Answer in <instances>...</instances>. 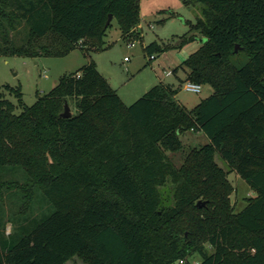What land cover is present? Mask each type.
Segmentation results:
<instances>
[{"label":"trees","instance_id":"trees-1","mask_svg":"<svg viewBox=\"0 0 264 264\" xmlns=\"http://www.w3.org/2000/svg\"><path fill=\"white\" fill-rule=\"evenodd\" d=\"M140 1L0 0V56L62 57L80 42L101 51L110 15L136 41ZM182 1L201 11L178 48L199 34L205 42L173 73L212 89L194 109L162 83L126 106L94 62L30 107L21 89L6 87L18 105L0 93V264H176L194 254L199 264H264V0ZM189 132L207 143L177 167L167 153ZM230 173L255 193L239 213ZM7 194L18 200L11 214Z\"/></svg>","mask_w":264,"mask_h":264},{"label":"rangeland","instance_id":"rangeland-1","mask_svg":"<svg viewBox=\"0 0 264 264\" xmlns=\"http://www.w3.org/2000/svg\"><path fill=\"white\" fill-rule=\"evenodd\" d=\"M200 11L199 5L189 7L182 0H141L140 24L132 32L139 38L136 41L129 42L124 39L118 21L112 20L105 37L106 45L101 51H94L89 45L79 43L76 49L62 57L33 59L0 56V93H3L7 100L18 105L15 95L7 91L6 87L21 89L22 103L30 107L35 104L38 96L48 94L63 76L78 72L86 64L94 62L126 106L132 105L150 88L162 83L177 89L178 103L192 110L201 100L212 94V89L203 86L199 94L186 91L183 86L187 80L185 72L179 69L173 74V71L202 44V36L199 34L197 40L178 48L185 36H191L190 27L196 23ZM133 42L134 45L131 46L130 43ZM154 42L161 46L172 45L174 49L160 55L156 54V60L150 61V56L144 49ZM243 57L245 55L241 54V58ZM164 72H170L171 75H164ZM44 75L47 77L45 78ZM181 139L184 144L183 149L175 154L167 153L177 167L183 164L186 154L192 149L200 148L207 143L205 136L200 133L189 132ZM216 161L225 171L228 170L219 156H216ZM4 178L20 179V176L8 173ZM228 181L234 189L231 203L235 213H239L246 207L247 201L255 197V193L236 173H230ZM17 208V197L7 194L5 199L7 214H11ZM40 208L39 204L35 207V215L40 212ZM10 231L11 224L8 223L6 233ZM185 260L197 264L201 258L198 254H194ZM67 264H83V262L79 258H74Z\"/></svg>","mask_w":264,"mask_h":264},{"label":"built area","instance_id":"built-area-1","mask_svg":"<svg viewBox=\"0 0 264 264\" xmlns=\"http://www.w3.org/2000/svg\"><path fill=\"white\" fill-rule=\"evenodd\" d=\"M130 45L133 46L134 42L130 43ZM125 60H127V58H125ZM154 60H156V56L155 55L150 57V61H154ZM164 75H171V73L170 72H164ZM44 77L46 78L47 76L44 75ZM183 86H184V89L186 91H189V92L195 93V94L201 93V90H202V87L200 85L192 83L190 81L184 82ZM176 264H187V261L185 259L184 260H180ZM197 264H199V263H197Z\"/></svg>","mask_w":264,"mask_h":264},{"label":"water","instance_id":"water-1","mask_svg":"<svg viewBox=\"0 0 264 264\" xmlns=\"http://www.w3.org/2000/svg\"><path fill=\"white\" fill-rule=\"evenodd\" d=\"M111 21H112V16L110 15L109 19H108V21L106 23V26L110 25ZM204 42H205V40L202 39V43H204ZM238 50H239V46H236L234 52L236 53ZM61 116L64 119H68V118H70L72 116L71 109L68 106V104L65 105L64 113ZM197 206H198V208H202L203 206H205V203L200 201V202H198Z\"/></svg>","mask_w":264,"mask_h":264},{"label":"crops","instance_id":"crops-1","mask_svg":"<svg viewBox=\"0 0 264 264\" xmlns=\"http://www.w3.org/2000/svg\"><path fill=\"white\" fill-rule=\"evenodd\" d=\"M174 74V73H173ZM207 140V139H206Z\"/></svg>","mask_w":264,"mask_h":264}]
</instances>
